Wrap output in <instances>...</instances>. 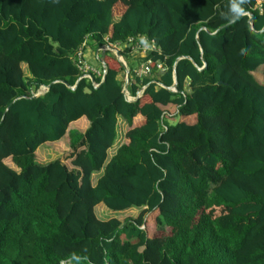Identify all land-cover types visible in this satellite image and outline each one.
<instances>
[{
    "label": "trees",
    "instance_id": "1",
    "mask_svg": "<svg viewBox=\"0 0 264 264\" xmlns=\"http://www.w3.org/2000/svg\"><path fill=\"white\" fill-rule=\"evenodd\" d=\"M230 2L0 0V264H264V12L242 0L228 23ZM138 36L165 71L128 64L129 95L146 88L137 102L115 56L100 88L83 78L81 49ZM83 117L86 132L69 131ZM68 132L78 169L39 163ZM101 204L143 211L103 221Z\"/></svg>",
    "mask_w": 264,
    "mask_h": 264
},
{
    "label": "rangeland",
    "instance_id": "2",
    "mask_svg": "<svg viewBox=\"0 0 264 264\" xmlns=\"http://www.w3.org/2000/svg\"><path fill=\"white\" fill-rule=\"evenodd\" d=\"M99 47L94 46L93 44H90V46L86 47L84 50V60L85 62L93 68H97L98 70H102L103 69V65L101 63V58H97L95 56L97 49ZM107 57L110 58H114V55L112 53H108ZM115 59V58H114ZM125 59L127 61V63L129 64L130 68H136L138 67L139 64H141V62L139 60H135L131 57L125 56ZM23 70L25 72V75L28 77L29 76V70L27 68L26 65H23ZM255 78L260 82V83H264V66L260 67L255 73H254ZM44 89L40 90V94L44 93L43 91ZM38 93V94H39ZM180 116H176L175 119H167L169 120V123L171 125H176L179 121H180ZM84 121H86V119H84ZM80 123V122H78ZM123 137H124V132L122 130V123L119 124V129H118V137L117 140L115 142L114 147L109 151V159L115 154L116 150L123 144ZM70 139V138H69ZM42 148V149H41ZM40 149V150H39ZM37 150V161L41 164H49L51 162H54L56 160H61V162L63 164H65L70 170H76L78 169L76 167V165H74V161L76 160V155L80 152V149L77 151H74L73 147L71 146V142L68 141V138L66 137L65 140L58 144H52L49 146H41ZM8 165L14 169L17 170V168L14 165H11L8 163ZM101 174H94L91 178V183L92 185H96V182L98 181V179L100 178ZM143 210H138V209H134V210H130V211H126V212H122V213H114L110 210H108L103 204L99 205L96 208V213L99 219L103 220V221H107L110 219H118L121 222H124L126 219L128 218H138L140 216V214L142 213ZM219 214V212H217V215ZM150 215V214H149ZM170 229L167 228L165 230L166 234L169 233ZM151 234H153V232H150ZM155 234L161 235V233L155 232Z\"/></svg>",
    "mask_w": 264,
    "mask_h": 264
},
{
    "label": "built area",
    "instance_id": "3",
    "mask_svg": "<svg viewBox=\"0 0 264 264\" xmlns=\"http://www.w3.org/2000/svg\"><path fill=\"white\" fill-rule=\"evenodd\" d=\"M254 11H258L260 14H263L264 12V0H256L255 5L253 7ZM252 13H248L247 16L250 18ZM144 37L147 42H148V47L144 48L139 44V38ZM106 43L100 48L98 51L96 57L99 59L100 54L99 53H112L116 58H117V53L119 52L122 56V53H128L132 58H141L145 59L141 64L138 65V67L134 68V74L137 77H149L151 76L153 70L155 71H160L164 72L165 71V66L163 63L159 61H155L152 58H149L153 54H158L161 55V50L157 47L155 41L150 40L146 36H138V37H131L128 39L126 43H115V44H110L108 42V39H105ZM125 67L126 70H129L130 68L128 66L127 61L125 58L122 56L121 59L117 58ZM76 64L78 69L84 74L83 78L92 80L93 75L97 77H101L103 79L104 76V69L103 70H98L96 68L90 67L84 60V50L81 49L77 55H76ZM204 68V67H203ZM202 68V69H203ZM125 70V71H126ZM127 78V77H126ZM127 80V79H126ZM93 85L96 87L99 84L98 83H93ZM159 87L164 88L163 85L157 84ZM145 87L138 92L137 97H131L129 95L128 91H124L127 99L129 101H135L137 98H141L145 92ZM172 92H177L176 88L170 87L169 88Z\"/></svg>",
    "mask_w": 264,
    "mask_h": 264
},
{
    "label": "crops",
    "instance_id": "4",
    "mask_svg": "<svg viewBox=\"0 0 264 264\" xmlns=\"http://www.w3.org/2000/svg\"><path fill=\"white\" fill-rule=\"evenodd\" d=\"M100 50V48H98L97 49V52H96V54H95V56L97 55V53H98V51ZM100 54V58H101V61H103V57L106 55V54H103V53H99ZM97 69V68H96ZM84 119H86L85 117H83L82 119H80L79 121H77V122H75V123H73V124H71V126H70V128H69V131H78V132H81V133H85L86 132V130L89 128V121L86 119V121H84ZM142 120V117H139V118H137V121L135 120V122H139V121H141ZM78 122H80V123H78ZM120 123H122V130H123V132H124V137H123V141H125V136H126V133L128 132V130H129V125H128V123L126 122V121H124V120H120ZM67 138H68V141H70V139H69V132H68V134H67V136H66ZM65 137V138H66ZM65 138L62 140V141H60V142H57V143H47V144H45L44 146H49V145H52V144H55V145H58V144H60V143H62L64 140H65ZM42 149V148H41ZM40 150V149H39ZM38 153L36 152V155H37ZM97 183V182H96ZM94 186V185H93Z\"/></svg>",
    "mask_w": 264,
    "mask_h": 264
},
{
    "label": "water",
    "instance_id": "5",
    "mask_svg": "<svg viewBox=\"0 0 264 264\" xmlns=\"http://www.w3.org/2000/svg\"><path fill=\"white\" fill-rule=\"evenodd\" d=\"M255 19H256V16L255 15H251V17L249 18V24H250V26H251V29L253 30V23H254V21H255ZM206 30V28H202L201 29V31H205ZM258 34H264V28H263V30L262 31H260ZM121 54L118 52L117 53V58H119V59H121ZM101 63H102V65H103V69H104V76H103V80H102V82L98 85V86H96V88L98 89V88H100L101 86H102V84L105 82V80H106V76H107V68H106V66H105V63L103 62V61H101ZM124 66V65H123ZM124 68H125V70H126V67L124 66ZM206 68V64H205V66H204V68L203 69H201V70H204ZM129 70H126V84H125V87H124V91L126 92V91H128V85H129ZM92 83H95V81H94V79H92ZM66 85H68V84H66ZM176 86H177V75H176V72L174 73V84H173V88H176ZM50 87L51 86H48V87H46V88H43L44 90V92H46V91H48L49 89H50ZM76 87H74L73 89H75ZM41 94L39 93V94H37V95H34L33 97H31V99H34V98H37V97H39ZM22 98H26V97H21L20 99H22ZM139 100V98H137V100H135V101H131V102H137Z\"/></svg>",
    "mask_w": 264,
    "mask_h": 264
},
{
    "label": "clouds",
    "instance_id": "6",
    "mask_svg": "<svg viewBox=\"0 0 264 264\" xmlns=\"http://www.w3.org/2000/svg\"><path fill=\"white\" fill-rule=\"evenodd\" d=\"M242 0H231L230 7H229V15L227 18L228 23H233L237 19H239L241 16L245 14L244 8L241 6ZM139 44L143 46L144 48L148 47V42L144 37L139 38ZM74 259H79L78 257H73ZM61 264H64L63 261H61Z\"/></svg>",
    "mask_w": 264,
    "mask_h": 264
}]
</instances>
